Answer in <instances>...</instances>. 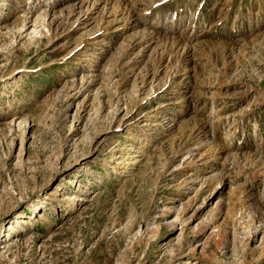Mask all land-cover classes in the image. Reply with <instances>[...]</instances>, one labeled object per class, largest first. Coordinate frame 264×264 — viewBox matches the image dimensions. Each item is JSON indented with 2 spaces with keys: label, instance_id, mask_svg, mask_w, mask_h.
Returning <instances> with one entry per match:
<instances>
[{
  "label": "rangeland",
  "instance_id": "rangeland-1",
  "mask_svg": "<svg viewBox=\"0 0 264 264\" xmlns=\"http://www.w3.org/2000/svg\"><path fill=\"white\" fill-rule=\"evenodd\" d=\"M0 264H264V0H0Z\"/></svg>",
  "mask_w": 264,
  "mask_h": 264
},
{
  "label": "bare ground",
  "instance_id": "bare-ground-1",
  "mask_svg": "<svg viewBox=\"0 0 264 264\" xmlns=\"http://www.w3.org/2000/svg\"><path fill=\"white\" fill-rule=\"evenodd\" d=\"M97 2V1H96Z\"/></svg>",
  "mask_w": 264,
  "mask_h": 264
}]
</instances>
